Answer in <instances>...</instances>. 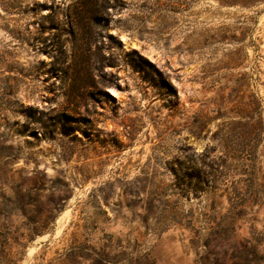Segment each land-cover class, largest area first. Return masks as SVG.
I'll list each match as a JSON object with an SVG mask.
<instances>
[{"label": "rangeland", "instance_id": "rangeland-1", "mask_svg": "<svg viewBox=\"0 0 264 264\" xmlns=\"http://www.w3.org/2000/svg\"><path fill=\"white\" fill-rule=\"evenodd\" d=\"M96 1L0 0V264H264V0Z\"/></svg>", "mask_w": 264, "mask_h": 264}, {"label": "trees", "instance_id": "trees-1", "mask_svg": "<svg viewBox=\"0 0 264 264\" xmlns=\"http://www.w3.org/2000/svg\"><path fill=\"white\" fill-rule=\"evenodd\" d=\"M79 1L82 2V4H83L82 6H84L87 11L91 12V14H93L94 16H96V14H97V10H96V6H97L96 5V2L97 1L96 0H94V2L93 1L90 2V0H79ZM90 5H92V7H90ZM141 59L143 61H145L146 63L150 64V62L147 59H144L143 57H141ZM246 118H247V121L243 125H244V127H249V125L251 124V121L254 118L252 117V115H249ZM245 132L246 131H244V133L241 135L242 137H245L246 136V133Z\"/></svg>", "mask_w": 264, "mask_h": 264}]
</instances>
